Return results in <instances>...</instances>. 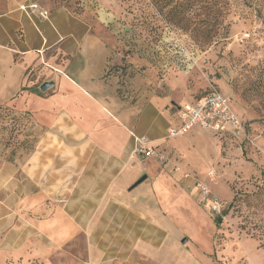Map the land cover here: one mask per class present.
Segmentation results:
<instances>
[{
  "label": "crops",
  "instance_id": "1",
  "mask_svg": "<svg viewBox=\"0 0 264 264\" xmlns=\"http://www.w3.org/2000/svg\"><path fill=\"white\" fill-rule=\"evenodd\" d=\"M72 2L0 0V106L28 114L40 131L14 164L0 158V239H12V254L29 255L82 237L89 264L134 253L155 259L163 248L186 258L190 218L180 210L193 203L166 173L169 150L190 160L193 133L215 135L195 127L168 139L178 126L174 106L183 103L119 100L108 75L112 51ZM30 3L47 19L19 9ZM44 83L51 86L41 91ZM135 137L150 140L167 164L134 157Z\"/></svg>",
  "mask_w": 264,
  "mask_h": 264
},
{
  "label": "rangeland",
  "instance_id": "2",
  "mask_svg": "<svg viewBox=\"0 0 264 264\" xmlns=\"http://www.w3.org/2000/svg\"><path fill=\"white\" fill-rule=\"evenodd\" d=\"M72 1L76 14L112 51L108 75L116 82L119 100L135 106L157 97L168 107L193 103L215 89L230 99L246 125H253L248 132L252 142L199 132L188 145L190 160H182L175 148L169 150L174 159L166 173L193 203L180 210L190 218L182 233L191 239L190 255L181 258L163 248L155 259L134 253L113 264H169V255L172 264H264V0H227L222 25L215 34L211 31L210 42L205 30L169 23L165 10L151 0ZM158 124L163 133L162 122ZM26 134L37 136L40 131L27 115L6 108L0 115V158L7 161L19 153L22 158L26 149L18 143ZM211 170L215 179L209 187L227 207L219 225L215 220L220 218L189 187L193 180L207 181ZM11 242L0 239V264H89L82 237L29 255L12 254Z\"/></svg>",
  "mask_w": 264,
  "mask_h": 264
},
{
  "label": "built area",
  "instance_id": "3",
  "mask_svg": "<svg viewBox=\"0 0 264 264\" xmlns=\"http://www.w3.org/2000/svg\"><path fill=\"white\" fill-rule=\"evenodd\" d=\"M19 9L27 17H31L36 12L42 19L48 17V13L40 10L35 3L20 5ZM174 109L178 126L168 129V139L181 137L192 128L198 127L214 135H231L240 142H252L246 124L234 111L230 99L215 89L193 103H183L174 106ZM262 135H264V126L260 132V136ZM134 139L136 144L132 152L134 157L141 160L155 159L161 165H166L164 156L156 150L157 148L150 140L145 137H135ZM214 174V171H209L207 181L193 180L192 187L199 195L200 202L207 207L209 212L221 219L227 207L226 203L219 200L209 187V183L214 182ZM183 177L188 178V175H183Z\"/></svg>",
  "mask_w": 264,
  "mask_h": 264
},
{
  "label": "trees",
  "instance_id": "4",
  "mask_svg": "<svg viewBox=\"0 0 264 264\" xmlns=\"http://www.w3.org/2000/svg\"><path fill=\"white\" fill-rule=\"evenodd\" d=\"M151 1H153L155 6L157 7L159 6L158 9L160 11L165 10V15L169 23H172L174 25H179L183 23L187 28H189V25H193L194 28L191 31H195V32L201 29L202 31L205 30L206 31L205 39H207L208 42H210L213 39L214 34L220 29L222 25L221 18L224 17V14L226 13L228 8L227 0H151ZM211 31L214 32V34H211ZM207 94H205L204 96H206ZM6 108L8 107L0 106V115L2 114L3 111H5ZM15 113L18 115L19 114L27 115L29 120L31 121L28 114L18 113L16 111ZM31 125L34 126L32 121H31ZM34 128L36 127L34 126ZM37 136H30L29 134H26L25 139H23L24 140L23 143H18V146L24 145L26 149V152L24 153H29L33 149V146L37 140ZM225 136H231V135H225ZM17 155L20 156V154ZM16 160H18L17 156L16 157L11 156L10 159L7 160L6 162L14 164ZM235 198L236 196L233 199L235 200ZM220 223H221V219L215 220L216 225H219Z\"/></svg>",
  "mask_w": 264,
  "mask_h": 264
},
{
  "label": "water",
  "instance_id": "5",
  "mask_svg": "<svg viewBox=\"0 0 264 264\" xmlns=\"http://www.w3.org/2000/svg\"><path fill=\"white\" fill-rule=\"evenodd\" d=\"M51 86V83H44L41 87L40 90L41 91H45L47 88H49ZM145 179V177H142V179H140L139 181H137L135 183V185H133V187L137 186L139 183H141L143 180ZM132 187V188H133ZM183 243L185 242V240L182 241Z\"/></svg>",
  "mask_w": 264,
  "mask_h": 264
}]
</instances>
